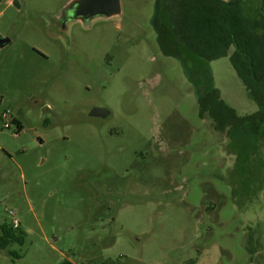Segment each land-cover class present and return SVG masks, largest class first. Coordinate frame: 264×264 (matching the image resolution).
<instances>
[{"label":"rangeland","instance_id":"374dc122","mask_svg":"<svg viewBox=\"0 0 264 264\" xmlns=\"http://www.w3.org/2000/svg\"><path fill=\"white\" fill-rule=\"evenodd\" d=\"M71 2L0 0V224L13 212L24 239L0 264H264V166L239 188L199 117L213 89L258 110L229 59L178 49L157 0L87 22Z\"/></svg>","mask_w":264,"mask_h":264},{"label":"trees","instance_id":"16d2710c","mask_svg":"<svg viewBox=\"0 0 264 264\" xmlns=\"http://www.w3.org/2000/svg\"><path fill=\"white\" fill-rule=\"evenodd\" d=\"M158 20L166 16L176 47L205 62L228 58L247 96L258 110L237 117L217 89L198 97L199 117L207 116L217 131H226L228 151L235 156L234 174L241 186L254 191V178L264 162L259 143L264 136V9L261 0H157ZM19 133L22 122L12 119ZM243 184V185H242ZM23 233L10 223L0 224V250L23 245ZM19 258L15 252H9Z\"/></svg>","mask_w":264,"mask_h":264},{"label":"water","instance_id":"95a60500","mask_svg":"<svg viewBox=\"0 0 264 264\" xmlns=\"http://www.w3.org/2000/svg\"><path fill=\"white\" fill-rule=\"evenodd\" d=\"M72 20L81 19L83 22L90 21L96 17H111L121 12L120 0H72L66 7ZM9 42L8 39L0 40V48ZM109 112L105 109L94 108L90 112L93 117H107Z\"/></svg>","mask_w":264,"mask_h":264},{"label":"built area","instance_id":"2783aa9c","mask_svg":"<svg viewBox=\"0 0 264 264\" xmlns=\"http://www.w3.org/2000/svg\"><path fill=\"white\" fill-rule=\"evenodd\" d=\"M8 113H9V112H6V113L4 114V116H7ZM10 127H11V124H9V123H5V124H4V128L8 129V128H10ZM8 214H9V216L12 218V219H11V222H10V224L12 225V227H13L14 229L19 228V222L17 221V219L14 218V213L10 211Z\"/></svg>","mask_w":264,"mask_h":264},{"label":"crops","instance_id":"0c3cea01","mask_svg":"<svg viewBox=\"0 0 264 264\" xmlns=\"http://www.w3.org/2000/svg\"><path fill=\"white\" fill-rule=\"evenodd\" d=\"M224 1H234V0H224ZM261 3H262V7L264 9V0H261Z\"/></svg>","mask_w":264,"mask_h":264},{"label":"flooded vegetation","instance_id":"af4514ba","mask_svg":"<svg viewBox=\"0 0 264 264\" xmlns=\"http://www.w3.org/2000/svg\"><path fill=\"white\" fill-rule=\"evenodd\" d=\"M23 125V124H22Z\"/></svg>","mask_w":264,"mask_h":264}]
</instances>
